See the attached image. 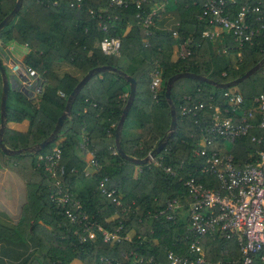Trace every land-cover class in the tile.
Instances as JSON below:
<instances>
[{
    "label": "trees",
    "instance_id": "16d2710c",
    "mask_svg": "<svg viewBox=\"0 0 264 264\" xmlns=\"http://www.w3.org/2000/svg\"><path fill=\"white\" fill-rule=\"evenodd\" d=\"M17 0H0V23L9 16ZM22 0L21 7L8 25L10 40L25 48L22 67L34 72L41 89L37 97L24 90H9L5 113L6 126L2 143L8 150H25L21 155L10 156L0 150V167L14 171L26 184L27 202L23 208L19 229L25 231L29 240H35V250L22 264H148L151 257L162 262V252L171 250L177 255L186 254L189 245L184 219L176 223L152 218L151 214L162 210L168 199L179 198L184 204L186 191L179 181L192 174L208 187H216L210 176L195 172L192 148L202 132L210 125L216 107H227L223 90L204 82L182 78L174 82L170 97L165 98L167 81L181 73L201 75L216 84H224L242 77L264 58V0H232L227 4L230 18H235L245 7H259L258 12L249 10L246 22L257 33L250 43L240 49L232 47L233 39L223 35L224 44L203 39L202 33L212 29L201 20L202 0H179L178 36L170 31L162 32L137 24L136 8L110 7L108 0H86L79 9L71 8L69 2L60 0ZM153 5H151L152 7ZM150 7V6H149ZM106 10L101 13L98 9ZM148 8V7H146ZM90 11L96 12L92 15ZM108 28L110 36L119 37L121 48L118 56L104 55L97 47L100 40L99 24ZM3 30L0 31V35ZM191 38L192 43L185 58L173 59L179 43ZM222 41V42H223ZM219 47L224 48L221 52ZM240 53V58L237 56ZM66 62L80 76L58 75L54 66ZM109 66L116 72L93 75L80 90L71 106V112L51 144L41 152L32 154L30 149L41 144L54 132L59 118L65 112L67 98L78 82L91 70ZM8 80L18 78L4 65ZM158 71L161 87L155 93L151 89L152 74ZM127 77L136 84L133 103L126 115L121 131V149L128 158L143 160L158 143L167 137L172 116L176 112V128L165 147L152 162L138 165L113 155L115 129L126 106L130 88ZM20 81V80H19ZM2 77L0 74V119ZM235 89L246 103L264 93V65L241 82ZM205 104L202 114L181 116L182 107ZM223 115H225L223 113ZM230 116V115H229ZM27 120L28 129L19 133L9 128L11 123ZM255 122H258L256 117ZM253 131L251 134H260ZM86 140L88 150L98 163V170L85 177L87 156L80 151ZM60 149L57 174L62 192H67L81 205L90 222L106 231H114L123 225L131 229L132 240L108 245L102 242L100 233L95 240L80 242L81 225L71 223L64 208L51 197L56 191L55 180L39 163L38 155ZM232 147V146H231ZM256 148L249 137L236 140L233 153L236 159L246 158V150ZM161 163L157 166L156 163ZM170 167L175 176L163 170ZM140 170V173H137ZM106 178L105 188L114 191L121 206L101 194L100 181ZM202 246L208 257L220 259L224 248L236 247L233 241L205 238Z\"/></svg>",
    "mask_w": 264,
    "mask_h": 264
},
{
    "label": "built area",
    "instance_id": "2783aa9c",
    "mask_svg": "<svg viewBox=\"0 0 264 264\" xmlns=\"http://www.w3.org/2000/svg\"><path fill=\"white\" fill-rule=\"evenodd\" d=\"M59 1L55 0L54 5ZM65 1L69 2L71 8L79 9L86 0ZM178 1L108 0V3L110 7L116 8L134 5L137 10L135 15L137 24L146 28V35H151L149 28H156V19L160 17L161 7L166 3ZM202 1L201 20L212 27L202 33L203 39L214 41L218 36L215 30L218 29L232 36L234 49H240L244 44L251 42L257 31L249 28L246 16L250 9L258 12L259 7H245L235 18H230L227 4L232 0ZM98 11L106 14V10L102 8ZM90 13L96 14L94 11ZM178 26L179 23L169 30L175 39L178 36ZM98 28L100 31L98 49L104 55L118 56L121 48L120 38L110 36L104 24L100 23ZM191 43V38L179 43L176 47L178 56L174 60L184 59L185 55H189L186 50ZM237 56L240 58V53ZM10 72L20 78L21 90L24 91L31 89L38 79L34 72L24 69L17 63L11 66ZM160 87V74L154 71L151 89L155 93ZM223 96L227 107L223 111L219 107L214 109L211 123L201 130L202 134L194 144L191 156L197 166L195 172L200 176H210L214 179L216 187L212 186V182H208L206 187L192 174L186 178L180 177L179 181L186 191V209L179 198H170L162 210L153 214L147 211L146 215L152 218L161 217L172 223H176L178 217L184 219L189 239L188 249L183 256L166 249L162 252V262H155L154 257H151L148 264H264V93L255 97L249 105L235 87L228 89ZM204 109L203 103L182 107L181 116L202 114ZM256 117L258 122H255ZM253 131L261 133L251 134ZM243 137H249L250 143L256 148L246 150V158L238 160L232 147L237 139ZM80 151L87 156L83 175L88 177L98 170V163L88 150L86 140L80 144ZM60 153L56 146L51 153L38 155L37 160L45 165V171L55 180L56 191L51 196L53 200L64 208V214L71 223L81 225L79 241L91 242L95 240L97 233H100L102 242L108 245L132 240L131 229L120 225L114 231H106L96 223L90 222L85 213H78L81 211L79 201L74 200L67 192H62L61 181L57 177L58 172L63 174V169L59 168ZM113 155L117 156L118 152L114 151ZM156 165L160 166L161 163L157 162ZM163 170L166 174L175 176L170 167ZM137 173H140V170H137ZM106 181V178L100 181L98 189L101 194L111 198L115 205L121 206L120 200L114 196V191L105 188ZM205 238L233 241L236 253L233 249L224 248L220 251V259L209 258L202 246Z\"/></svg>",
    "mask_w": 264,
    "mask_h": 264
},
{
    "label": "crops",
    "instance_id": "0c3cea01",
    "mask_svg": "<svg viewBox=\"0 0 264 264\" xmlns=\"http://www.w3.org/2000/svg\"><path fill=\"white\" fill-rule=\"evenodd\" d=\"M178 12L175 3H166L161 7L160 17L156 19V30L167 32L178 23ZM214 40L219 45L224 44L223 35L220 30ZM2 38V37H1ZM223 41V42H222ZM12 44V46H11ZM17 47L13 41L8 38L0 39V61L9 69L14 63L22 65V60L26 54V49ZM17 50L21 57L15 58L11 51ZM225 49H223V52ZM54 72L58 75L70 74L79 77V72L66 62L54 66ZM18 77L15 74H12ZM20 78L9 80L10 90H20ZM37 81V80H36ZM35 81V82H36ZM41 89L40 84L34 83L31 89L26 90L36 99L37 92ZM27 120L21 123H11L9 128L19 133H24L28 129ZM137 174V172H136ZM27 202V190L25 182L12 170L0 167V264H22V262L35 250V240H29L25 231L19 229L23 208ZM70 264H81L79 261H73Z\"/></svg>",
    "mask_w": 264,
    "mask_h": 264
},
{
    "label": "water",
    "instance_id": "95a60500",
    "mask_svg": "<svg viewBox=\"0 0 264 264\" xmlns=\"http://www.w3.org/2000/svg\"><path fill=\"white\" fill-rule=\"evenodd\" d=\"M21 4H22V0H17L15 6H14L13 10L11 11V13L9 14V16L7 18H5L0 23V31L3 30L8 25V23L12 19L15 18L16 13L19 11V9L21 7ZM263 65H264V58L256 66H254L249 71H247L242 77H240L236 80H233L231 82L224 83V84H216V83L212 82L211 80H209V79H207L201 75H197V74H193V73H181V74L175 75V76L171 77L166 83L165 98L169 102V104H171V97H170L171 88H172L174 82L178 79L191 78V79H195V80L204 82V83L209 84L211 86L226 90V89L237 87L241 82H243L245 79H247L252 74H254ZM116 71H117V69H115V68H112L109 66H103V67H99V68H96V69L88 72V74H86L78 82V84L76 85L73 92L67 98V104H66L65 112L59 118L54 132L51 134V136L48 139H46L41 144L35 146L34 148L30 149L28 152H30L32 154L41 152L45 147H47L49 144L52 143L54 136L60 132L64 120L66 119V117H68L70 115L71 106H72L73 101L75 100V98L79 94L80 90L84 87V85L90 80V78L93 75L98 74V73H102V72H116ZM0 74L2 77V83H3L2 97H1V119H0V150L4 154L10 155V156L21 155L22 153H24L26 151L25 150H16V151L8 150L7 148L4 147V145L2 143L3 131H4V128L6 126L5 106H6V99H7L8 91L10 90V84H9V80L7 77V71L5 70L4 65L2 64L1 61H0ZM127 81L129 82L130 93H129V97H128L126 106H125V108L121 114L120 120H119L117 127L115 129V148L122 158H124L130 162H135L138 165H144V164L148 163L151 159H154L162 151V149L165 147V145L167 143L168 138L175 131V128H176V112H175L174 108L172 107V109H171L172 120H171L168 135L166 138H164L162 141H160L158 143V145L156 146V148L154 149V151L150 155H148L143 160H134V159L128 158L127 155H125L123 150L121 149V145H120L121 131H122V127H123V123L125 121L126 115H127L128 111H129V109L133 103V100H134L136 84H135V81L131 77H127Z\"/></svg>",
    "mask_w": 264,
    "mask_h": 264
},
{
    "label": "rangeland",
    "instance_id": "374dc122",
    "mask_svg": "<svg viewBox=\"0 0 264 264\" xmlns=\"http://www.w3.org/2000/svg\"><path fill=\"white\" fill-rule=\"evenodd\" d=\"M8 38L9 37V31H7V30H3V32H2V34L0 35V39H2V38ZM11 46H12V44H11ZM219 49H221V52H223V49H222V47H219ZM19 51H21V50H23V48H21V49H18ZM22 52V51H21ZM11 54L15 57V58H19V57H21V55H20V52H18L17 50H13V51H11ZM177 56H178V52L177 51H175L174 53H173V59H176L177 58ZM12 74V73H11Z\"/></svg>",
    "mask_w": 264,
    "mask_h": 264
}]
</instances>
